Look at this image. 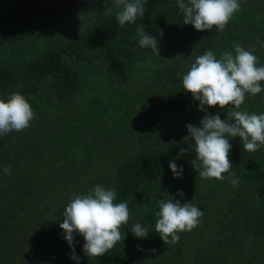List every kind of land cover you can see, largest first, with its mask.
<instances>
[{"label":"trees","instance_id":"1","mask_svg":"<svg viewBox=\"0 0 264 264\" xmlns=\"http://www.w3.org/2000/svg\"><path fill=\"white\" fill-rule=\"evenodd\" d=\"M239 2L223 31H197L183 24L177 0H147L144 16L123 26L111 0H0V99L20 93L34 112L28 128L0 135V264H76L59 223L73 196L97 184L115 189L114 203L128 202L125 238L95 258L74 234L79 264H264V145L247 152L230 138L227 178L203 179L178 125L200 111L182 86L196 57L235 55L239 44L264 65V0ZM141 24L158 40L159 55L139 46ZM105 68L116 75L110 86L97 74ZM239 110L264 113V91L246 93ZM207 113L227 118V109ZM173 160L182 179L168 167ZM169 195L203 215L177 243L164 244L155 214ZM137 223L149 230L146 238L131 232Z\"/></svg>","mask_w":264,"mask_h":264},{"label":"clouds","instance_id":"2","mask_svg":"<svg viewBox=\"0 0 264 264\" xmlns=\"http://www.w3.org/2000/svg\"><path fill=\"white\" fill-rule=\"evenodd\" d=\"M146 3L147 0H111V7L120 9L116 13V21L123 26L134 24L138 17H143L147 11ZM177 7L183 14V24H190L197 31H211L213 26L223 31L233 13L241 10L239 0H177ZM137 34L141 48H150L154 55H159L158 40L145 31L144 25L137 28ZM254 51L235 44V55L225 51L219 59L213 51H206L196 57L182 78L185 92L199 101L198 110L205 112L199 127L186 125L188 135L183 138L193 142L196 155L190 163L203 179L227 178L223 174L232 168L229 160L230 138L239 137L247 152H255L264 145V113L257 115L239 110L246 93L256 96L264 91L260 84L264 81V65L258 66ZM217 105L220 109L231 106L226 119L222 120L219 114L208 115L206 106ZM33 118L30 104L20 93L10 94L6 101L0 99V135L23 131L30 126ZM188 151H192L189 146L180 148L179 156ZM168 167L174 178H183V167H178L175 160L170 161ZM4 174L11 175L10 168L6 167ZM232 176L230 183L235 186L239 181L234 173ZM116 195L115 189H105L97 184L86 195L75 194L64 209L59 227L71 249L70 259L76 264H79L80 258L73 247L74 234L83 237L84 254L95 258L104 255L125 238L120 229L129 219L128 202L114 203ZM175 195L182 198L184 194L178 190ZM169 197L157 201L159 211L155 214V232L164 244L177 243L179 233L196 228L203 215L190 201L181 203ZM131 232L141 239L149 234V230L140 223L135 224Z\"/></svg>","mask_w":264,"mask_h":264},{"label":"rangeland","instance_id":"3","mask_svg":"<svg viewBox=\"0 0 264 264\" xmlns=\"http://www.w3.org/2000/svg\"><path fill=\"white\" fill-rule=\"evenodd\" d=\"M97 74H99V75H103L104 74V77H105L106 81L108 82L109 86L112 85L114 83L115 79H116L115 73L112 70H108L106 68L104 70L97 71ZM130 84H131L130 80H126V85H130ZM140 88H142L141 84H140ZM115 92H117V91H115ZM144 93H146V90L142 89V90L138 91L137 95L130 100V103H129L130 109H132V108L136 109V107H138V104L133 106V103H135L136 101L140 102L139 96L143 95ZM122 94H123V91L120 90V98L121 99H122ZM114 99L117 101L118 100V96L115 95ZM214 107H218L219 108L218 105L214 106ZM206 108H207V112H208V107L206 106ZM225 109H227V108H225ZM227 110L230 111L229 109H227ZM204 115H205L204 111H199V114L197 115V117L193 116V117L181 118L180 120H178V125H179V127L181 129H184V130L187 129L186 128L187 124H193V125L199 127L200 126L199 122L203 118ZM99 116H100V111L96 115V120L99 119ZM82 135L84 136L86 134H82Z\"/></svg>","mask_w":264,"mask_h":264}]
</instances>
